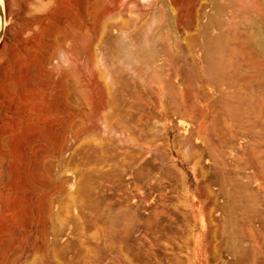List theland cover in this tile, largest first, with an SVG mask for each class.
I'll return each mask as SVG.
<instances>
[{
	"label": "rangeland",
	"instance_id": "rangeland-1",
	"mask_svg": "<svg viewBox=\"0 0 264 264\" xmlns=\"http://www.w3.org/2000/svg\"><path fill=\"white\" fill-rule=\"evenodd\" d=\"M254 1L1 0L0 264H264V112L200 129L157 79L222 111L205 40L228 63Z\"/></svg>",
	"mask_w": 264,
	"mask_h": 264
},
{
	"label": "bare ground",
	"instance_id": "bare-ground-1",
	"mask_svg": "<svg viewBox=\"0 0 264 264\" xmlns=\"http://www.w3.org/2000/svg\"><path fill=\"white\" fill-rule=\"evenodd\" d=\"M256 1V2H255ZM254 7H258V10L255 11L254 14L259 13L260 18L264 21V0H255ZM252 2V1H251ZM4 7L1 0H0V11H1V17H4ZM251 13L254 12L252 8H250ZM248 11V10H247ZM204 14V13H203ZM202 15V14H201ZM258 16V15H257ZM199 17V16H198ZM202 17V16H201ZM204 17V16H203ZM198 20L200 19L197 18ZM200 21V20H199ZM200 23V22H199ZM264 23V22H263ZM198 24V23H197ZM202 24V23H201ZM3 28V27H2ZM4 29V28H3ZM221 37H218V39ZM207 39V38H206ZM215 39V38H213ZM222 39V38H221ZM220 40H212L208 39L205 40L208 43V47L206 49V55H205V62H204V69L208 76V81L210 83H214V76H219L222 82L228 84L232 83H238V90L233 91L230 94H223L221 95V98L223 99V107L222 111L218 110L216 108L215 102H212L210 107L211 109H214L217 111L215 114H210L211 118L209 120L204 119L208 112L207 111H201L197 109L195 104H187L185 103L184 98H181V101L178 103L176 101V89L173 86L172 81L169 79H165L160 73L157 74V79L160 84L159 88V94H160V106L165 111L171 110L173 108L178 109L181 111V115L183 112L187 113L189 109H195L199 112L200 118L202 120L197 121V126L200 129H205L209 127L213 128H225L231 126V122L228 121L224 115H231V114H237L242 115L240 111L245 108L246 106L251 110H257L260 112H264V26H260L258 28V31L250 32L246 40L243 42H239L238 40H235L236 49L234 51L233 56L228 57V63L224 60V53L222 50H225L221 47ZM223 40V39H222ZM4 42V31L0 34V48L2 47ZM222 42V41H221ZM233 42V43H234ZM225 43V42H224ZM246 43L249 44V46H246ZM207 44H205L207 46ZM226 44V43H225ZM172 45V44H171ZM222 45L223 42H222ZM225 46V45H224ZM177 48V46H175ZM206 48V47H205ZM82 50L81 43L74 42L72 51L75 54H79ZM170 50V49H168ZM237 50V51H236ZM171 52V51H170ZM171 54V53H170ZM241 56L244 58L247 56L248 62L243 64H238L236 66V69L234 71H231L234 67V60H232L236 55ZM173 57V56H172ZM155 70V69H154ZM159 71V69L157 68ZM156 70V71H157ZM161 71V70H160ZM235 72V73H234ZM163 74V72H161ZM236 77V78H234ZM155 78V76H154ZM213 79V81H212ZM225 79V81H224ZM225 83V84H226ZM237 85V84H236ZM187 98V96H185ZM233 98L234 103H230ZM246 106H245V105ZM245 106V107H244ZM246 109V108H245ZM219 111V113H218ZM243 113H245L244 110H242ZM247 111V110H246ZM257 112V113H258ZM222 113V114H220ZM249 113V112H248ZM253 113V112H251ZM255 113V111H254ZM256 113V114H257ZM221 117V119H220ZM221 120V121H220ZM180 123H183V121H180Z\"/></svg>",
	"mask_w": 264,
	"mask_h": 264
},
{
	"label": "crops",
	"instance_id": "crops-1",
	"mask_svg": "<svg viewBox=\"0 0 264 264\" xmlns=\"http://www.w3.org/2000/svg\"><path fill=\"white\" fill-rule=\"evenodd\" d=\"M230 206V203H227V207H229Z\"/></svg>",
	"mask_w": 264,
	"mask_h": 264
}]
</instances>
